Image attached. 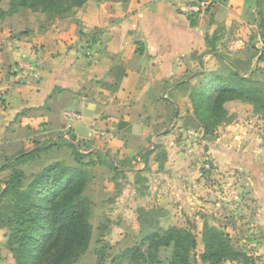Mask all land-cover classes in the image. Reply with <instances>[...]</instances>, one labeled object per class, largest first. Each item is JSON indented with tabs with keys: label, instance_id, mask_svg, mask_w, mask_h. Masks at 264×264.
Returning a JSON list of instances; mask_svg holds the SVG:
<instances>
[{
	"label": "crops",
	"instance_id": "0c3cea01",
	"mask_svg": "<svg viewBox=\"0 0 264 264\" xmlns=\"http://www.w3.org/2000/svg\"><path fill=\"white\" fill-rule=\"evenodd\" d=\"M104 1L121 0H88V4ZM199 3L209 6L193 12L192 6ZM80 19L77 13L75 20ZM260 21L264 22V0H150L138 10L135 21L109 18L95 44L88 42L92 26L74 21L43 30L8 31L0 48V143L18 140L16 130L22 132L20 139L46 136L53 141L56 135L68 138L65 133L70 131L77 141L97 143L90 151L125 158L128 164L134 158L143 166L144 154L151 156L156 144H162L168 150L172 176L187 181V155L172 145L179 139L181 147L189 146L191 129L174 120L154 131L157 122L161 126L165 120L166 99L181 81L191 79L195 84L214 72L207 69L211 62L224 65L220 56L231 59L245 76L258 64L264 66V60L259 61L264 49ZM18 63L28 64L31 71ZM115 66H121L125 76L113 89L106 83ZM154 91H162V98L151 106L148 98ZM183 102L177 100L181 109ZM67 110L80 113L81 120L65 119ZM96 131L105 136L96 137ZM191 132L204 141L203 133ZM175 160H181L180 169ZM123 170L129 173L133 168L127 165ZM174 183L167 179L165 198L157 190L158 199L150 209L160 206L171 212L176 202Z\"/></svg>",
	"mask_w": 264,
	"mask_h": 264
},
{
	"label": "trees",
	"instance_id": "16d2710c",
	"mask_svg": "<svg viewBox=\"0 0 264 264\" xmlns=\"http://www.w3.org/2000/svg\"><path fill=\"white\" fill-rule=\"evenodd\" d=\"M7 10L0 7V17L7 11L18 8L34 11L39 7L50 20L72 17V22L92 26L88 38L91 44L97 43L111 17L135 21L138 10L150 0L104 1L96 6L88 0H5ZM77 13L80 20H75ZM264 29V22L260 21ZM225 61L224 72H212L191 84L184 80L174 86L178 94H170L166 99L165 120L155 127V132L179 117L178 99L189 102L187 111L190 125L203 131L207 137L212 129L225 122L226 110L223 107L228 97L237 94L244 101H255L256 87L251 78L254 69L247 76L241 73L232 60L220 56ZM264 60V49L259 61ZM106 87L116 89L125 71L115 66L109 73ZM162 91H154L148 98L151 106L162 98ZM154 114V113H153ZM151 115L149 116V119ZM68 138L56 135L40 141L32 139L28 149H18L0 164V173L6 172L0 181V220L8 216L11 227L6 246L16 264H197V246L193 226L190 228L167 224L155 219L150 231L144 236L128 233L115 248L103 245L95 254L90 253L92 240L91 202L86 194L90 180L88 168L108 161L107 167L114 173L123 169L108 153L80 150L83 141H77L70 132ZM69 150L72 163L66 162L65 152ZM150 153L143 156L147 161ZM96 160H102L99 163ZM4 201L10 204L3 206ZM165 222V223H164ZM166 224V225H165ZM203 252L199 259L204 264H233L245 261L243 254L231 237L219 228L205 224L202 231Z\"/></svg>",
	"mask_w": 264,
	"mask_h": 264
},
{
	"label": "rangeland",
	"instance_id": "374dc122",
	"mask_svg": "<svg viewBox=\"0 0 264 264\" xmlns=\"http://www.w3.org/2000/svg\"><path fill=\"white\" fill-rule=\"evenodd\" d=\"M0 7L7 8L5 0H0ZM39 9L38 7L37 10L30 11L18 8L15 12L7 11L5 16L0 17L1 49L6 41L4 37L9 32L18 33L36 27L43 30L53 25L67 26L72 22L71 16L50 20ZM259 65L258 71L254 70L257 66L253 67L255 73L251 78L252 86L257 90L255 101H244L242 97L234 94L223 104L226 121L214 127L204 141H200L191 132L193 130L194 133H203L193 125L185 128L191 129L189 136L193 137L189 146L181 147L179 139L173 141L172 149L187 155V181L186 177L172 176L173 170L167 164L168 150L162 144H156V152L148 157L144 166L134 158L133 164H128L125 158L115 159L117 165H129L133 168L129 173L123 169L114 173L107 167L108 161H103L102 164V160H96L100 163L88 168L90 180L86 194L92 207V240L89 246L91 254H95L103 245L115 248L130 232L144 236L149 233L155 219L163 218L167 224L178 227L193 226L197 241V264H204L199 256L204 247L202 231L205 224L227 233L245 254V261L233 264H264V66ZM207 69L224 72V65L211 62ZM172 94L178 92L174 91ZM184 101L179 117L175 119L181 126L190 125L191 122L187 116L191 107L187 100ZM13 135L18 140L0 143V164L14 151L32 146L31 139H20V130L14 131ZM38 139L48 140L46 136ZM96 146L95 142H83L80 150L88 153ZM63 151L66 162L72 163L69 150L64 148ZM174 162L176 168L180 169L181 160ZM5 176L6 172H1L0 181ZM168 178L175 182V207L170 213L160 206L150 209L149 204L158 199L157 190L164 196V184ZM9 205L4 201L3 206ZM4 216L5 219L0 220V264H16L6 246L11 225L7 220L8 216Z\"/></svg>",
	"mask_w": 264,
	"mask_h": 264
},
{
	"label": "built area",
	"instance_id": "2783aa9c",
	"mask_svg": "<svg viewBox=\"0 0 264 264\" xmlns=\"http://www.w3.org/2000/svg\"><path fill=\"white\" fill-rule=\"evenodd\" d=\"M208 6H209V4L199 3V4L192 6L191 10L195 13H201V12L205 11L208 8ZM19 67L22 68L23 70L31 71L30 66L26 63H21L19 65ZM63 117L65 119H68V120L79 121V120H81L82 115L80 113L67 110V111L63 112ZM95 136L96 137H103V136H105V133L103 131H96Z\"/></svg>",
	"mask_w": 264,
	"mask_h": 264
}]
</instances>
